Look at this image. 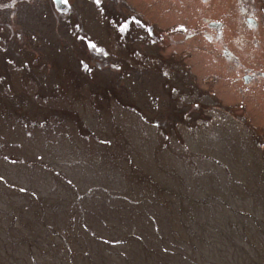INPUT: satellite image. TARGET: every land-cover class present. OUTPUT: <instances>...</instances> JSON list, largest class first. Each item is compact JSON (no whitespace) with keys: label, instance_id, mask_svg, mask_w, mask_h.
Here are the masks:
<instances>
[{"label":"rangeland","instance_id":"obj_1","mask_svg":"<svg viewBox=\"0 0 264 264\" xmlns=\"http://www.w3.org/2000/svg\"><path fill=\"white\" fill-rule=\"evenodd\" d=\"M52 2L0 0L1 264H264V0Z\"/></svg>","mask_w":264,"mask_h":264},{"label":"flooded vegetation","instance_id":"obj_2","mask_svg":"<svg viewBox=\"0 0 264 264\" xmlns=\"http://www.w3.org/2000/svg\"><path fill=\"white\" fill-rule=\"evenodd\" d=\"M54 2H57V0H53ZM204 3H208L210 0H202ZM51 2H52V0H51ZM53 3V2H52ZM202 5H203V3H201L200 2V4H199V6L202 8ZM234 7V11L238 14V13H240V10H241V7L237 4V3H235V5L233 6ZM253 8H254V10H255V5L253 4ZM248 18V17H247ZM245 19V18H243V22H245V24L248 26V28L250 29V31H251V33H252V36H253V38L251 39V42H252V44H257V39H255V34H256V31H257V29L259 28V23H258V20H257V17L256 16H254V18H252V17H249L248 19ZM210 23V25L212 26V27H209L210 29H212L213 31H214V33L215 32H220V33H222V34H224V32H225V30H226V34L227 33H229V30H227L228 29V27L225 25L224 27H223V23L222 22H218V21H212V22H209ZM237 34V33H236ZM232 42H233V45L236 47L237 45H239V43H237V40H232ZM226 45H223V48L225 47ZM228 54V53H232V55H233V52L231 51V50H227V51H225V52H223V54ZM232 55L230 56V57H232ZM229 56V55H228ZM246 75V74H245ZM242 76V78H243V80H244V82H250L251 80H252V76L253 75H248V77H246V76ZM247 78H248V81H247Z\"/></svg>","mask_w":264,"mask_h":264},{"label":"trees","instance_id":"obj_3","mask_svg":"<svg viewBox=\"0 0 264 264\" xmlns=\"http://www.w3.org/2000/svg\"><path fill=\"white\" fill-rule=\"evenodd\" d=\"M18 234L21 236L27 235V233L22 228H20V230L16 229L15 232H10L8 229L5 230L3 227L0 226V241L4 240V242H0V247L4 248L6 252H11L16 247V245H12V242H16L15 240ZM27 250L33 251L32 249ZM37 254L40 255V252L37 251ZM124 257L127 256L125 255Z\"/></svg>","mask_w":264,"mask_h":264}]
</instances>
